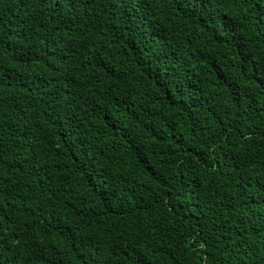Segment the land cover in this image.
I'll return each instance as SVG.
<instances>
[{
	"label": "trees",
	"instance_id": "trees-1",
	"mask_svg": "<svg viewBox=\"0 0 264 264\" xmlns=\"http://www.w3.org/2000/svg\"><path fill=\"white\" fill-rule=\"evenodd\" d=\"M0 264H264V0H0Z\"/></svg>",
	"mask_w": 264,
	"mask_h": 264
}]
</instances>
